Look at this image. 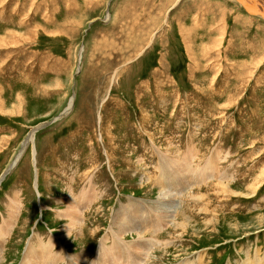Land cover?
I'll use <instances>...</instances> for the list:
<instances>
[{"label": "rangeland", "instance_id": "rangeland-1", "mask_svg": "<svg viewBox=\"0 0 264 264\" xmlns=\"http://www.w3.org/2000/svg\"><path fill=\"white\" fill-rule=\"evenodd\" d=\"M249 15L233 0H0V227L13 223L0 264L31 244L41 259L50 238L85 264L264 257V19ZM209 158L213 177L174 176L166 225L119 235L113 257L117 211L157 220L160 162ZM83 190L98 195L73 223ZM139 239L160 243L144 253Z\"/></svg>", "mask_w": 264, "mask_h": 264}, {"label": "bare ground", "instance_id": "bare-ground-1", "mask_svg": "<svg viewBox=\"0 0 264 264\" xmlns=\"http://www.w3.org/2000/svg\"><path fill=\"white\" fill-rule=\"evenodd\" d=\"M230 1V0H229ZM241 7L243 6V9H245L249 14H253L256 15L257 17L256 18H262L264 19V0H235ZM233 0V2H235ZM225 3V2H224ZM251 15L249 16H246L248 19H252V17H250ZM258 20V19H257ZM4 41V40H3ZM6 42V41H5ZM0 45H1V39H0ZM72 100V99H71ZM71 100H70V103H71ZM67 110V109H66ZM190 155V154H188ZM187 156V154L185 155V157ZM189 157V156H188ZM191 158V157H190ZM211 158H209V160H207L204 164H203V167L202 168H198V169H191L190 168V165L188 163V165H186L187 162L184 163V161H182V163L180 162L179 164H177L175 159V161L171 160H167V161H163V162H160L161 166L157 167V170L159 171V173H157V180L154 182V184L156 185V187H158V195H157V201H155V204L153 205V208L155 211H157V216L154 218L157 219L156 222H152L153 219H151L152 217L149 216L150 214H152L150 211L151 209H146L145 207H143V205L141 206L140 204L138 206H135L134 208H132L133 210H130V212H132L131 214V217L127 215V219L124 220V216H125V212H127V210L125 209L124 211H117L116 215L114 216V219L115 220H118V229L116 230H112V242H115L116 243V246H112L110 247V250H108L110 252V254L112 253L113 257H115V253L113 252V249H115L118 253L119 249H122L121 246V241H118V237L119 235H125V233L127 232H130V234L132 235L133 233L135 234L136 233V237L137 238H143V235H144V231H147V229L149 230L150 227L148 228V226H153V225H158V228H163V224L160 225L159 223H162V221L160 220L162 218V220H164L163 222L167 223V221L165 219H163V215L160 213V211L158 209L160 208H165V209H173L172 211H175L176 209V205H172L170 204V202H168L169 200V196H171L172 194L170 192H175V194H181V192L177 193V188L175 189V184L178 183V180L175 179L174 180V176H181V177H190V179L193 177V183L194 185L195 184H198V183H201V182H204L206 181L207 179H211L213 177L212 174H214V169L215 168H212V164H211ZM176 163V164H175ZM185 175V176H184ZM4 178V176H3ZM154 179V178H153ZM183 179V178H182ZM3 180V179H2ZM190 181V180H189ZM189 183V182H188ZM187 183V184H188ZM193 183H189V184H193ZM183 184V183H182ZM188 184V185H189ZM179 185V184H178ZM186 185V184H185ZM193 185V186H194ZM178 187V186H177ZM180 187V186H179ZM186 187V186H185ZM192 186H189L188 188H190ZM86 189V188H85ZM175 189V190H174ZM92 191V190H91ZM186 191V190H185ZM92 194H90V192L88 193V191H85L83 190L79 196L77 197H74L73 200L74 202L72 201V199H70V202L67 204V208L65 210V213H66V217L72 219L73 223H76V218L75 217H80L81 218V215L79 216V213H83L81 211L82 208H80V206H84L85 203L89 202V200L91 198H94V195L96 194L91 192ZM98 195V194H96ZM95 195V196H96ZM178 196V195H177ZM198 196V195H197ZM98 198V197H97ZM171 198V197H170ZM199 198L201 199L202 197L199 196ZM204 199V197H203ZM138 202V201H137ZM82 203V204H81ZM133 203V202H132ZM136 205V204H135ZM20 205L17 204V203H13L11 205V213H13L14 215L18 214L19 210L17 209V207H19ZM178 206V205H177ZM16 208V209H15ZM152 208V209H153ZM178 209V208H177ZM203 210V209H202ZM209 211V210H207ZM166 212V211H165ZM170 212V211H169ZM10 213V214H11ZM137 213V214H136ZM8 214L10 217L11 215ZM168 214V213H166ZM136 215H139V218H138V221H140V224L139 225H136V222L132 219L134 216ZM118 219H116V217H118ZM164 216H166L164 214ZM170 216V215H169ZM16 217V216H15ZM151 217V218H150ZM168 217V216H167ZM9 218V217H8ZM174 218V217H173ZM215 218V216H214ZM140 219V220H139ZM169 219V218H168ZM80 220V219H79ZM137 220V219H136ZM13 221V220H12ZM137 221V222H138ZM161 221V222H159ZM4 226H1L0 228V237H3V235H7L8 234V230H10L8 227L13 225V223L11 221H9V219H5L4 220ZM14 222V221H13ZM115 222V221H114ZM170 222V221H169ZM179 222V221H178ZM216 222V221H215ZM186 223V222H185ZM77 224H81V222H78ZM117 224V223H116ZM138 224V223H137ZM2 225V224H1ZM176 226H179L181 227L183 230H184V226H183V223L182 222H179V223H176L174 224ZM173 225V226H174ZM187 225V224H186ZM192 225V224H191ZM76 226V225H75ZM116 226V225H114ZM174 226V227H176ZM69 227V226H68ZM74 227V226H73ZM155 227V226H154ZM157 228V229H158ZM180 229V228H179ZM68 230V229H67ZM151 230V229H150ZM181 230V232L183 231ZM69 231V230H68ZM157 231V230H156ZM114 232V233H113ZM152 232V231H151ZM186 232V231H185ZM184 232V233H185ZM182 234V233H181ZM39 238V237H38ZM76 238V237H75ZM124 238V237H123ZM122 238V239H123ZM118 239V240H117ZM40 240V239H38ZM53 239L50 238L48 240L45 246V244H39L37 242V247L39 248V251H42L40 254L42 256L41 259L39 258H36L38 255L35 254V251H33L34 249V246L33 244H31L30 246V250H28L26 252V254L24 255V258H23V262L22 264H35V262H40L41 264H54V259H55V264H57L59 261H64L63 259L65 258L67 260L66 264H85V261H84V256L82 258H80V256H73V257H70V258H67V255L64 254V256L61 254L62 252L60 250H57L56 253H53L52 254V248L55 246V243L52 242ZM104 242V239L103 241ZM156 242V243H155ZM159 241L158 240H153V241H145V240H140L139 241H135L134 242V245H136L137 247L140 248V251H143L145 253V251H148L147 248L150 249V245L152 247V243H154L155 245H158ZM120 243V244H118ZM106 243L104 242L102 246H100V248H98V250H102L103 252L106 251L104 248ZM112 244V243H111ZM123 244V243H122ZM29 245V244H28ZM133 245V244H132ZM109 246V245H108ZM124 246V245H123ZM46 247V248H45ZM114 247V248H113ZM117 247V249L115 248ZM125 247V246H124ZM142 247V248H141ZM108 248V247H107ZM125 248H129V247H125ZM61 249V248H59ZM159 249V248H158ZM257 250V249H256ZM257 252V251H256ZM122 253V252H121ZM108 254V253H107ZM247 254H249V252H247ZM118 255H121L118 253ZM108 256V255H107ZM117 257V255H116ZM112 258V256H111ZM122 258V264H134L131 262V255H126L124 257H120V259ZM109 259V258H108ZM119 259V258H118ZM145 259V256H143V258H141V261L139 262V264ZM96 261H101V262H108L107 260V257H104L102 252L101 254L99 253L98 255H96ZM111 261V260H110ZM115 262V261H113ZM112 262V263H113ZM118 262V261H117ZM144 262V261H143ZM196 262L197 264H204V261H203V256L201 254L198 255L197 259H196ZM91 263V262H90ZM109 263V262H108ZM107 263V264H108ZM111 263V262H110ZM116 263V262H115ZM259 263H263L264 264V257H259L257 255H255L254 259L252 258V260H246V261H243V264H259ZM94 264V263H93ZM96 264V263H95ZM190 264H193L190 263Z\"/></svg>", "mask_w": 264, "mask_h": 264}, {"label": "crops", "instance_id": "crops-1", "mask_svg": "<svg viewBox=\"0 0 264 264\" xmlns=\"http://www.w3.org/2000/svg\"><path fill=\"white\" fill-rule=\"evenodd\" d=\"M242 8H243V6H242Z\"/></svg>", "mask_w": 264, "mask_h": 264}]
</instances>
